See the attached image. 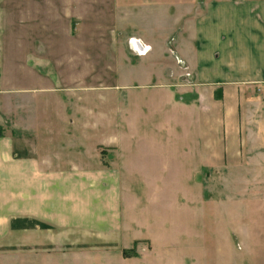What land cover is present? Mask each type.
Masks as SVG:
<instances>
[{
  "label": "rangeland",
  "instance_id": "rangeland-1",
  "mask_svg": "<svg viewBox=\"0 0 264 264\" xmlns=\"http://www.w3.org/2000/svg\"><path fill=\"white\" fill-rule=\"evenodd\" d=\"M144 1L0 0V58L8 52L17 54L8 59L7 68H23L27 63L29 75L36 78V85H15L12 91L0 88V132L30 131V115L48 123L45 106L50 103L53 116L66 114L67 107L69 118L79 117L77 123L82 116L90 117L95 168L109 167L115 160V147L100 139L105 132L110 141L117 129L131 128L140 133L142 148L134 152L141 169L114 171L123 173V182L118 183L120 225L102 232L59 231L35 219H12L8 232L0 236V264H264V187L260 185L264 173L261 176L258 154L247 156L243 167L229 172L228 186L219 185L221 178L210 181L205 171L193 172L191 179L190 155L187 169L180 170L177 133L185 116L188 128L194 124L191 103L196 92L180 60L152 61L151 44L145 42L147 50L140 54L129 37L134 30L151 38ZM163 70L172 72L174 84L151 91V75L162 82ZM52 122L55 133L63 130L58 119ZM78 125L87 130L83 123ZM157 131L165 137L159 139ZM163 149L169 155L156 162L151 159V152ZM185 176L191 179L186 197L181 194ZM90 189L95 197L97 187ZM224 189L229 195H222ZM101 191L104 197L110 190ZM216 193L221 204L228 197L234 215L230 222L220 216V228H232L217 236L216 216L208 213ZM196 198L206 202L203 216L196 206L181 208Z\"/></svg>",
  "mask_w": 264,
  "mask_h": 264
},
{
  "label": "crops",
  "instance_id": "crops-1",
  "mask_svg": "<svg viewBox=\"0 0 264 264\" xmlns=\"http://www.w3.org/2000/svg\"><path fill=\"white\" fill-rule=\"evenodd\" d=\"M155 1L146 0L142 4L143 11L149 12L145 20L151 22V38L143 31L131 30L128 35L140 45L151 44L152 61L161 58L180 60L186 66V79L193 84L192 89L196 92V100L191 103L194 124L188 128L185 116L177 133L179 146L175 148V155L179 158L180 170L187 169L190 155L194 160L190 165L191 179L193 172L205 171L210 181L221 178L219 185L228 186L230 182L226 176L229 172L243 167L247 156L258 154L262 176L264 0ZM166 48L171 49L168 52ZM16 55L8 52L0 58V88L4 91L16 89L15 85L23 88L36 85V78L30 76L27 69L29 64L25 63L23 68H7L8 59L13 60ZM171 73L170 70L159 73L162 82H157L151 75V91L171 88L174 84ZM176 79L180 82L181 76ZM43 80L39 78L44 83ZM184 105L183 109L187 110ZM45 107L48 123L45 124L38 115H30L32 130L16 134L12 128H5L0 132V236L8 232L12 219H35L59 231L102 232L120 225L118 183L123 182V173L120 176L114 171L141 169L139 159L134 155L136 149H142L140 133L131 128L126 132L117 129L115 136H111L113 140L108 141L105 132L100 139H105V145L115 147V160L109 167L99 165L95 168L90 117L82 116L78 123H83L87 130H80L79 117L71 115L69 118L66 106V114H59L58 118L52 115L50 103ZM52 118L58 119L63 130L53 131ZM157 133L159 139L166 135ZM164 154L169 155L164 149L151 152V159L156 162ZM144 168L149 169L148 166ZM96 169L100 170L99 175L92 173ZM189 180L187 176L182 177L184 191L181 194L185 197ZM260 181L264 187V178ZM199 183L196 181L195 186ZM92 185L97 187L95 197L90 196ZM214 188L217 186L213 187V195ZM101 190L110 191L103 197L99 195ZM221 193L229 195V190L224 189ZM219 194L211 198V210L208 211L216 216V236L232 228L230 225L220 228V216L228 222L234 217L228 197L222 198L221 204ZM188 202L181 206L183 211V208L188 210L196 206L203 216L206 206L203 199ZM221 207L224 208L222 213ZM216 243H220V238L217 237Z\"/></svg>",
  "mask_w": 264,
  "mask_h": 264
},
{
  "label": "built area",
  "instance_id": "built-area-1",
  "mask_svg": "<svg viewBox=\"0 0 264 264\" xmlns=\"http://www.w3.org/2000/svg\"><path fill=\"white\" fill-rule=\"evenodd\" d=\"M134 44H136V47L138 49V52L141 54V53H144L146 50H147V46H144V45H140L138 44V41L136 43V41H134Z\"/></svg>",
  "mask_w": 264,
  "mask_h": 264
},
{
  "label": "bare ground",
  "instance_id": "bare-ground-1",
  "mask_svg": "<svg viewBox=\"0 0 264 264\" xmlns=\"http://www.w3.org/2000/svg\"><path fill=\"white\" fill-rule=\"evenodd\" d=\"M138 44H139V42H138Z\"/></svg>",
  "mask_w": 264,
  "mask_h": 264
}]
</instances>
